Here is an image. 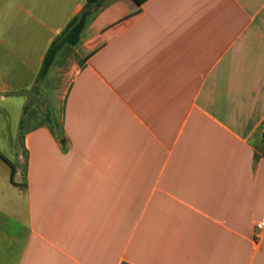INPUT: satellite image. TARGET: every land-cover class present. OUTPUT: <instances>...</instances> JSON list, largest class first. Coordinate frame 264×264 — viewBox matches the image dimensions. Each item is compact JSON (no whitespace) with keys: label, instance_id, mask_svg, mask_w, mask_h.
Segmentation results:
<instances>
[{"label":"crops","instance_id":"crops-1","mask_svg":"<svg viewBox=\"0 0 264 264\" xmlns=\"http://www.w3.org/2000/svg\"><path fill=\"white\" fill-rule=\"evenodd\" d=\"M85 4L0 0V264H264V0H117L39 82Z\"/></svg>","mask_w":264,"mask_h":264},{"label":"trees","instance_id":"trees-1","mask_svg":"<svg viewBox=\"0 0 264 264\" xmlns=\"http://www.w3.org/2000/svg\"><path fill=\"white\" fill-rule=\"evenodd\" d=\"M116 1L117 0H86L83 11L71 21L62 34L56 38L51 45L41 69L39 82L46 78L62 48L67 45H77L81 41L89 25L102 11Z\"/></svg>","mask_w":264,"mask_h":264},{"label":"built area","instance_id":"built-area-1","mask_svg":"<svg viewBox=\"0 0 264 264\" xmlns=\"http://www.w3.org/2000/svg\"><path fill=\"white\" fill-rule=\"evenodd\" d=\"M259 228H264V219L260 222Z\"/></svg>","mask_w":264,"mask_h":264},{"label":"rangeland","instance_id":"rangeland-1","mask_svg":"<svg viewBox=\"0 0 264 264\" xmlns=\"http://www.w3.org/2000/svg\"><path fill=\"white\" fill-rule=\"evenodd\" d=\"M52 121H53V120H52ZM52 121H51V122H52Z\"/></svg>","mask_w":264,"mask_h":264}]
</instances>
